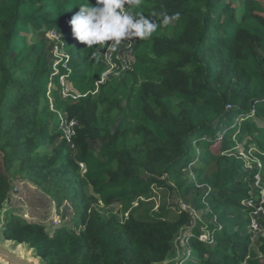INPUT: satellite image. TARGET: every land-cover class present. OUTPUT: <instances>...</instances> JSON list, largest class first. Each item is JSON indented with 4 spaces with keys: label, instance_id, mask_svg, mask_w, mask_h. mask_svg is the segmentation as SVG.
<instances>
[{
    "label": "trees",
    "instance_id": "1",
    "mask_svg": "<svg viewBox=\"0 0 264 264\" xmlns=\"http://www.w3.org/2000/svg\"><path fill=\"white\" fill-rule=\"evenodd\" d=\"M87 2L0 0V211L22 179L72 213L51 234L11 212L5 238L47 264H158L188 228L180 264H264L249 229L264 208V0H143L133 11L164 22L134 40L126 71L73 36ZM51 31L65 54L54 63ZM61 115L78 121L73 150ZM174 194L205 217L191 226Z\"/></svg>",
    "mask_w": 264,
    "mask_h": 264
},
{
    "label": "rangeland",
    "instance_id": "2",
    "mask_svg": "<svg viewBox=\"0 0 264 264\" xmlns=\"http://www.w3.org/2000/svg\"><path fill=\"white\" fill-rule=\"evenodd\" d=\"M46 41H47V48H48L47 50L48 56L53 63L56 62L55 60L58 59V57H62L65 55L64 52L60 49V45H59L60 36L59 35H57L56 37H53L49 33L46 35ZM115 50L119 53L122 59H125L128 61H131L132 59L134 60L133 51L129 50V48H127L124 42L115 46ZM62 83L64 84V88H65L64 93L66 95H69L71 93V87L66 85L67 83L64 78H62ZM248 139L249 137L245 138V142ZM245 142L240 143L238 145V151L244 154L245 157L248 159L249 166L254 165V164L260 165L259 161L255 158V155L254 157H251L250 154L245 153V150H244ZM93 147L95 148V150H97L99 147V142H93ZM219 148H220V144L213 146L214 150L218 151ZM253 151H255L254 147L250 149V152H253ZM187 174L192 175L190 170L187 171ZM257 177L258 179L261 178L260 176H257ZM162 196L163 195H161V192H160L159 197H158V203H159V199L162 198ZM191 197L192 195L188 196L187 198H181L177 194H174V195L169 196L168 201L173 206L180 205V207H182L183 209H186L190 213L191 215L190 225L192 226L197 223L198 219L201 220L203 217H205L206 211H197L193 205ZM9 207L11 208V212L18 213L22 215L23 217H25L26 219H28L29 221L43 223L46 226L47 231L51 234L54 232L55 229L61 226H64V225L72 228L71 226L72 213L69 212V210L66 207H62L60 208V210L57 209L55 202L52 201L46 194H44L39 187H37L36 185H34L28 180L19 179L13 182L12 197H11V202H9ZM120 207L121 206L119 204H116V205L108 207V209H110L111 212L118 214L119 217H122V214L120 213ZM258 215H260V213L254 214L255 219H256V216ZM204 221L206 222L205 219ZM249 229L252 232L256 233L252 240L253 247L254 249H256L258 245L257 239L259 236L264 235V231L261 230L260 225L259 226L257 225V227H254L253 225H251ZM188 231H189L188 228L183 229L181 231L182 232L181 236L183 237L181 241V247H182L184 256L187 253V246L185 245L186 243L183 240ZM205 232H207L206 228L203 229L202 238L204 240H208L210 238L209 233L207 232L208 234L206 235Z\"/></svg>",
    "mask_w": 264,
    "mask_h": 264
},
{
    "label": "clouds",
    "instance_id": "3",
    "mask_svg": "<svg viewBox=\"0 0 264 264\" xmlns=\"http://www.w3.org/2000/svg\"><path fill=\"white\" fill-rule=\"evenodd\" d=\"M142 3L143 0H88L79 5L69 21L72 34L87 48L95 46L98 52L122 42L149 39L164 21L157 20L155 14L134 12Z\"/></svg>",
    "mask_w": 264,
    "mask_h": 264
},
{
    "label": "water",
    "instance_id": "4",
    "mask_svg": "<svg viewBox=\"0 0 264 264\" xmlns=\"http://www.w3.org/2000/svg\"><path fill=\"white\" fill-rule=\"evenodd\" d=\"M11 215L9 203L5 202L0 211V264H47L38 255L35 248L27 243H18L14 240L6 239L3 235ZM182 232L174 241V252L168 258L158 264H178L183 258L181 247Z\"/></svg>",
    "mask_w": 264,
    "mask_h": 264
},
{
    "label": "built area",
    "instance_id": "5",
    "mask_svg": "<svg viewBox=\"0 0 264 264\" xmlns=\"http://www.w3.org/2000/svg\"><path fill=\"white\" fill-rule=\"evenodd\" d=\"M50 35L53 37H56L58 34L55 31H51ZM124 44L129 48V50H132V46L134 44V40L131 42H124ZM134 53V52H133ZM102 54L104 55V58L109 66V70H132L133 69V62L134 60L132 59L131 61L122 59L119 55V53L115 50V47L113 49H105ZM65 94V93H64ZM66 95V94H65ZM78 127V121L75 119H69L66 115H61V128L64 130L65 137L71 144L72 137L76 133V128ZM72 145V144H71ZM73 145L71 146V148ZM262 201L264 202V192H263V199ZM250 205H252V201L248 202ZM256 213H260L264 216V208L260 207ZM254 214L252 215V224L254 227L259 226V223L257 219H255Z\"/></svg>",
    "mask_w": 264,
    "mask_h": 264
}]
</instances>
